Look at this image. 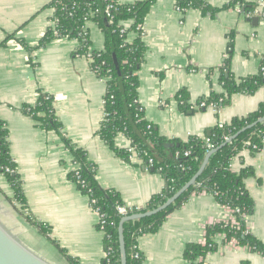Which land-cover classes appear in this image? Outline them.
Returning a JSON list of instances; mask_svg holds the SVG:
<instances>
[{
	"label": "crops",
	"instance_id": "obj_1",
	"mask_svg": "<svg viewBox=\"0 0 264 264\" xmlns=\"http://www.w3.org/2000/svg\"><path fill=\"white\" fill-rule=\"evenodd\" d=\"M51 1L0 0V117L9 130L10 153L29 212L50 226V236L80 264H104L105 232L99 228V214L90 196L69 177L79 168L73 151L58 132L45 129L23 106L34 105L41 92L52 94L63 133L96 165L99 185L117 191L126 206L146 208L164 192L166 180L142 165L138 157L122 159L98 135L107 79L97 75L87 55L76 53L78 39H58L35 49L50 25L53 9L47 5ZM119 1L130 4L141 0ZM206 1L221 9L214 17L198 8L182 11L178 0H155L144 19L142 39L147 49L137 73L138 97L147 119L169 139L205 138L215 127L247 116L264 102L261 85L252 94L234 93L224 106L200 107V100L212 92H226L224 73L240 80L258 74L264 61V7L244 15L239 3L226 7L235 0ZM132 23L126 22L127 27ZM87 29L91 49L103 50L105 34L93 22ZM137 36V31L130 33L131 40ZM18 39L25 40L33 51L23 48ZM184 90L191 105L187 112L177 98ZM129 146V139L118 134L116 147ZM245 167L254 170L245 181L255 202L247 228L264 243V147L255 153L245 148L235 157L233 171ZM11 197L12 187L0 173V220L47 259L42 247L43 239H48L19 214ZM232 219V211L213 195L193 194L167 217L157 233L139 238L144 264H196L184 257L187 245L204 243L208 225ZM215 241L216 250L205 257L204 264H264L263 254L236 240L226 241L224 234L217 235ZM48 243L51 263L70 264Z\"/></svg>",
	"mask_w": 264,
	"mask_h": 264
},
{
	"label": "trees",
	"instance_id": "obj_2",
	"mask_svg": "<svg viewBox=\"0 0 264 264\" xmlns=\"http://www.w3.org/2000/svg\"><path fill=\"white\" fill-rule=\"evenodd\" d=\"M261 1L235 0L226 7L239 3L242 6V14L246 15L255 12L261 6ZM154 2L155 0H141L125 4L119 0H52L47 6L53 9L51 22L55 24L48 26L35 46V49L42 48L58 39H78L80 45L76 53L87 55L91 52L92 68L100 78L107 79L104 119L98 135L124 160L131 158L133 152L130 148H134L142 165L161 173L165 178L164 192L155 196L146 208L134 209L128 215L154 210L164 204L199 171L211 149L220 147L229 137L264 117L262 102L257 110L245 117L233 119L230 124L215 127L205 138L194 136L184 141L169 139L160 134L157 126L147 119L138 97L137 73L144 63L147 49L142 39V28ZM178 7L182 11L198 8L213 17L221 10L211 6L206 0H178ZM128 21H133L131 27H127ZM89 22L95 23L105 34V47L101 51L91 49L92 41L87 29ZM132 31L139 33L133 40L130 39ZM18 42L26 50L33 51L34 48L25 40L18 39ZM222 80L226 92H212L209 97L200 100V107L207 108L212 103L224 106L229 103L234 93H255L264 85V61L256 75L236 80L224 73ZM177 98L184 112L190 110L191 105L188 104L185 90L180 92ZM23 111L39 121L45 129L58 132L66 146L73 151L79 168L70 173L69 177L78 184L82 192L90 196L93 208L97 209L106 221L103 225L107 253L104 264H121L118 227L124 216L117 210V206L123 204L120 195L115 190L104 189L99 185L96 179V165L89 161L86 151L76 148L65 136L62 123L56 114L55 98L52 94L41 92L38 101L34 105H24ZM120 133L129 139L128 148L116 147V137ZM168 143H174V146L167 147ZM209 145L213 147L210 148ZM263 147L264 122H260L240 133L213 154L196 183L166 209L151 216L127 221L124 224L127 264H144L145 256L139 248V238L157 233L174 210L184 205L193 194L203 192L213 195L222 206L230 209L235 223L229 220L208 225L205 242L188 244L184 251L185 259L204 264L205 257L216 250L215 238L219 234H224L226 241L236 240L239 245L264 255V243L247 228L248 217L254 212L255 202L245 181L254 174V170L251 167L242 168L238 172L232 169L233 160L242 150L248 148L255 153ZM150 159H153L151 166ZM0 173L12 187L13 197L10 200L13 204L16 203L19 214L57 247L70 264H80L50 236V226L29 212L21 176L10 153L9 130L1 117ZM99 228L102 229L100 224Z\"/></svg>",
	"mask_w": 264,
	"mask_h": 264
},
{
	"label": "water",
	"instance_id": "obj_3",
	"mask_svg": "<svg viewBox=\"0 0 264 264\" xmlns=\"http://www.w3.org/2000/svg\"><path fill=\"white\" fill-rule=\"evenodd\" d=\"M255 21H258V18H255ZM198 108V107H197ZM191 111L190 113H192ZM264 122V117L260 118L257 122L243 128L240 132L229 137L220 147L214 148L208 152L204 162L199 169V171L188 181L182 188H180L172 197H170L164 204L160 205L154 210L147 212L134 213L127 216H124L119 224L118 233L120 241V251H121V264H127V252H126V243L124 235V224L127 221L137 220L147 216H151L159 213L160 211L166 209L172 203H174L185 191H187L192 185H194L203 173L206 168L210 158L215 154L219 149L226 146L232 140H234L240 133L246 131L247 129L252 128L256 124ZM210 134V132H209ZM167 147H173L174 143H168ZM0 264H53L34 250H32L20 237L10 230L1 220H0Z\"/></svg>",
	"mask_w": 264,
	"mask_h": 264
},
{
	"label": "built area",
	"instance_id": "obj_4",
	"mask_svg": "<svg viewBox=\"0 0 264 264\" xmlns=\"http://www.w3.org/2000/svg\"><path fill=\"white\" fill-rule=\"evenodd\" d=\"M261 6L264 7V0L261 1ZM110 8H111V6L109 5L108 9H110ZM262 16L264 17V8L262 9ZM54 24H55L54 22H50V25L54 26ZM87 56L92 60V58H91L92 57L91 56V52L87 53ZM203 105H205V104H203ZM211 106L214 107V108H217L218 107V104L217 103H213V104H211ZM209 147L212 148L213 145H209ZM130 151L133 152V154L131 155V158L132 157L133 158L134 157H138V154L136 153V151L134 150V148H130ZM149 164H150V166L153 164V159H150ZM92 203H93V201H92ZM134 209H136V208H133V207H130V206H126L125 204H119L117 206L118 213L121 214L122 216L128 215ZM95 211L99 214V218H100L99 219V224L102 226V230H103V228H104L103 225L106 223V221L103 219V216L99 213V211L97 209H95ZM232 214H233V212H232ZM232 222L235 223L234 217L232 219Z\"/></svg>",
	"mask_w": 264,
	"mask_h": 264
},
{
	"label": "rangeland",
	"instance_id": "obj_5",
	"mask_svg": "<svg viewBox=\"0 0 264 264\" xmlns=\"http://www.w3.org/2000/svg\"><path fill=\"white\" fill-rule=\"evenodd\" d=\"M43 240L45 242V245L42 247L43 248L42 250L46 253L47 255L46 257L50 261V243H48V241H45V239Z\"/></svg>",
	"mask_w": 264,
	"mask_h": 264
}]
</instances>
